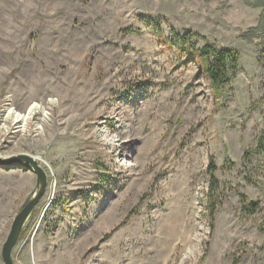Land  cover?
<instances>
[{
    "label": "rangeland",
    "instance_id": "374dc122",
    "mask_svg": "<svg viewBox=\"0 0 264 264\" xmlns=\"http://www.w3.org/2000/svg\"><path fill=\"white\" fill-rule=\"evenodd\" d=\"M176 35L238 53L220 94ZM19 153L47 186L15 264H264V0H0V156ZM35 191L0 166V264Z\"/></svg>",
    "mask_w": 264,
    "mask_h": 264
},
{
    "label": "trees",
    "instance_id": "16d2710c",
    "mask_svg": "<svg viewBox=\"0 0 264 264\" xmlns=\"http://www.w3.org/2000/svg\"><path fill=\"white\" fill-rule=\"evenodd\" d=\"M148 24H156L157 21L144 20ZM127 31H133L127 28ZM174 40L178 48L188 54L195 55L201 62V66L207 75L212 90L215 94H220L225 86L229 85L234 77L238 67V53L231 48L215 47L213 44L206 42L201 48L197 49L194 45H186V37L176 35ZM216 168L213 162H210L208 172L211 178V184H216V179L213 177ZM212 214V212H210Z\"/></svg>",
    "mask_w": 264,
    "mask_h": 264
},
{
    "label": "water",
    "instance_id": "95a60500",
    "mask_svg": "<svg viewBox=\"0 0 264 264\" xmlns=\"http://www.w3.org/2000/svg\"><path fill=\"white\" fill-rule=\"evenodd\" d=\"M24 164L29 167L36 176V191L33 193L32 197L23 205V207L19 210V212L14 217L8 234L3 242L1 248V259L3 264H15L12 259V250L18 240L20 231L24 225V222L34 209V207L38 204L40 198L43 196L46 186H47V178L46 174L42 168L38 165V163L34 160L33 157L27 154H16L8 157L0 156V166L4 165H12V164ZM253 205L254 202L250 201Z\"/></svg>",
    "mask_w": 264,
    "mask_h": 264
},
{
    "label": "bare ground",
    "instance_id": "6f19581e",
    "mask_svg": "<svg viewBox=\"0 0 264 264\" xmlns=\"http://www.w3.org/2000/svg\"><path fill=\"white\" fill-rule=\"evenodd\" d=\"M35 108H36V106L33 104L32 106H30L28 112L25 113V114H21L19 112L13 111L11 109L9 110V113L13 116V118H14V120L16 122H22V123H24L26 121V119L28 118L29 114L31 113L32 109H35ZM34 160L37 162L36 158H34Z\"/></svg>",
    "mask_w": 264,
    "mask_h": 264
}]
</instances>
